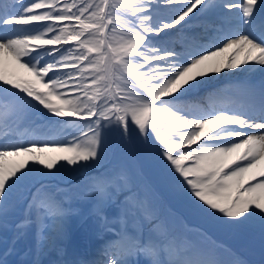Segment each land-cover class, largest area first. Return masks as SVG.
<instances>
[{"label": "snow or ice", "instance_id": "obj_1", "mask_svg": "<svg viewBox=\"0 0 264 264\" xmlns=\"http://www.w3.org/2000/svg\"><path fill=\"white\" fill-rule=\"evenodd\" d=\"M125 3L131 13L123 17L125 39L112 49L119 66L104 52L106 39L87 40L86 31L69 32L71 21L76 20L71 5L64 2L61 6V0L0 3V85L7 86L3 91L16 90L9 94L19 104L37 111L39 105L48 116L58 118L49 123L78 128L85 138L83 142L70 138L0 144V208L6 209L18 193L27 209L58 214L46 181L65 164L75 169L98 163L103 130L115 127L124 143L131 144L135 133L142 144L154 149L165 178L201 214L229 227H257L264 237V82L258 95L249 93V101L237 108H214L201 114L179 103L205 77L218 78L238 68L264 74V0ZM65 8L70 14L60 15ZM98 9L99 5H91L89 18L81 16L78 26L99 28L107 37L111 29L105 21L110 17L107 9ZM157 11L166 15L157 18ZM211 11L219 21L218 26L210 25L215 35L209 34L192 49L178 46L177 40L194 38V25ZM37 23L41 27H30ZM78 44L95 53L96 59L86 56ZM93 68L96 76L84 74ZM92 80L97 82L90 93ZM105 81L127 93L132 102L105 97L88 103L86 97L105 92ZM75 120L88 123L77 125ZM151 244L136 241L133 247L143 251ZM170 244L158 246L167 250ZM108 264L122 262L109 259ZM155 264L217 262L158 260Z\"/></svg>", "mask_w": 264, "mask_h": 264}, {"label": "rangeland", "instance_id": "obj_2", "mask_svg": "<svg viewBox=\"0 0 264 264\" xmlns=\"http://www.w3.org/2000/svg\"><path fill=\"white\" fill-rule=\"evenodd\" d=\"M64 2L72 6L76 15V20L71 21L73 26L69 29V32L71 34H83L86 31L87 36L85 39L87 40L99 41L106 39L107 43L104 45V52L109 56V59L115 66H119V59L113 55L112 49L118 47L125 39L123 17L125 14L131 15V13H128L125 0H110V2L109 0H75L74 3L73 0H61V6ZM57 3H60V0H57ZM94 4L99 5L98 12L101 9L102 11L107 9V14L110 18L105 21V27L111 29L108 31L107 37L101 34L99 28L88 27L87 29H84L78 26L81 23L80 17H89L87 10ZM77 5L79 6L78 8L76 7ZM152 6L156 7L155 4ZM69 14L68 8L63 9L60 13V15L65 16ZM155 15L157 17L158 14L155 13ZM91 23L95 24L96 21L92 20ZM39 26L41 27V24L30 27L38 28ZM187 40H189V38H187ZM194 44L197 43L194 42ZM77 47H79L81 51H84L86 56H91L93 60L96 59V54L89 52L83 47V45L78 44ZM191 48L193 47H189L188 49ZM84 74L87 76H96V70L93 68L91 71H87ZM96 82V80L90 81L91 87L88 88L90 93L95 91ZM105 83L108 85L105 92L99 97H86L85 99L88 103H95L97 98L104 99L105 97L107 99L122 97L118 100L119 103L132 102L131 99L128 98L127 93L118 89L109 81H105ZM6 87L7 86L0 85V98L3 96L2 100L8 99L10 101L8 108L14 110L18 116L25 118L30 116L33 122V120L37 118V110L18 104L19 102H16L9 94L16 90L9 89V93H5L3 89ZM9 96H11L12 99H10ZM25 99H27V97H25ZM198 101V99L194 102L192 101L187 104V106H185L183 102L181 105L187 110L201 111L203 109L202 105L204 104L198 103ZM33 104H35V102H33ZM36 109L46 113V111L39 105L36 106ZM87 123L88 121L83 125ZM78 132L81 133L79 129ZM103 134V147L105 151L103 152L101 159L107 156V160L103 161L104 163L101 165L91 166L94 167V169L104 168L103 170L87 172L94 169H90L91 167L81 168L79 166L74 169L65 164L63 169L56 172L53 177L46 181L48 188L54 189V196L58 198V200L62 199L63 202L66 203L63 205L61 204V207L63 208H60L58 214L49 215L43 210H40L38 213V210L35 208L27 209L25 204L17 198V193L14 194V200L9 207V210L13 212L7 211L6 218L1 222L2 226L7 227L9 223L17 222L19 219H22L23 224L27 225L30 217L36 215L39 218L38 229L40 230V233H42L39 243L44 245L47 241H57V243H59L58 245H56V243L52 244V247L55 248V250L52 249V252L56 251L57 248H60L59 252L61 253L66 251L69 252L74 247V251L73 253L71 252V254H74L76 252L75 249L80 247L83 249H90V246L92 245L98 247L99 242L105 237L110 236V238L113 239L117 236L119 238L113 246H124L130 250V253L121 260L122 264H155L158 260H164L167 262L196 259H212L215 260L217 264H264V237L261 236L259 229L254 226H246L242 230V238L234 243V246L240 245L238 249L241 251V255L244 254V256L247 257L246 261L243 258L244 256L240 257L239 255H236L234 257L233 253H224V250L220 246H222L223 243L222 231L226 225L209 217H204L203 215H200V217H202L201 221L204 229L207 227L209 229L208 233H211V235H205L200 238L193 237L189 242H184L183 240L185 238L177 237L175 240L178 241L179 239L178 243H172L170 237L164 240L162 239L161 241H156L153 238H150L148 234L155 236V232L151 225H154L156 220L151 223V225H148V222L143 225V222L150 217H152L150 218L151 220L155 219L156 217H153L155 212H160L165 217V223L160 228L162 232H165L168 231L175 220L174 214L170 212L172 208L175 211L179 210L184 212L189 216L190 213L188 210L193 206L189 202L187 196L184 194L183 196L177 194L181 192H179L172 183L165 178L158 164L148 166L147 163L150 159L145 158L144 156H139L136 147L137 143L140 141L135 133L132 135L131 144H126L121 140L120 132L115 127L104 129ZM84 139V136L81 135L77 141L83 142ZM120 142L122 143L121 145H119ZM113 143L114 149L108 151L110 145ZM148 146L152 151L154 150L150 145ZM120 148L121 151L117 153L114 152V150ZM107 152L108 155L106 154ZM151 154L152 152L149 153V156H151ZM60 163L64 164L65 162L61 161ZM136 164H139L141 170L136 168ZM79 174L82 175L78 176ZM75 176L78 177L74 178ZM142 176L147 177V182L150 180L157 182L163 189V195L168 199L162 201L146 182H140L138 184L139 190L135 192L132 191L131 186L136 185ZM135 189H137V187H135ZM117 190L118 192L114 194V202H112L111 196L113 194L111 196L110 194ZM20 191H22V189H20ZM108 200H110L112 204L109 203L105 205V202ZM96 202H100L98 208H95L97 206ZM197 203L199 202L197 201ZM161 204H164L166 210L160 211ZM193 209L195 210V208ZM170 213H172V215ZM14 214L15 217H13ZM8 216L11 218L7 219ZM104 219H106V221L99 226V222ZM137 219V225H141L145 230H143L144 233H142L141 230L139 237L135 238L133 237V234L135 232L134 228L136 227ZM20 221L21 220L18 222ZM78 233H81L82 236H78ZM6 236H8V233L5 231L0 236L1 242H6ZM27 236L29 237L28 232ZM120 237L124 238L120 239ZM209 239L214 240L216 243L214 242L213 246L210 245L205 248V246L208 245L207 240ZM136 241L145 244L151 241L152 244L145 247L143 251H137L136 248L133 247V244ZM166 241H170L171 244L167 250H163L158 245ZM130 244L131 246L129 247ZM27 247H29V245ZM181 247L182 251L180 249ZM52 252H50L49 249L47 251L50 255ZM80 253L81 251H77V254ZM108 256L112 257V259L115 257V255L112 254ZM108 256H106V260H108ZM62 258L63 257L60 253L53 254L50 263H70V260L65 262ZM69 258L70 256L68 259Z\"/></svg>", "mask_w": 264, "mask_h": 264}, {"label": "bare ground", "instance_id": "obj_3", "mask_svg": "<svg viewBox=\"0 0 264 264\" xmlns=\"http://www.w3.org/2000/svg\"><path fill=\"white\" fill-rule=\"evenodd\" d=\"M156 13L158 14L157 18H160V17H163V16L166 15V12H164V11H157ZM208 22H213V24H216L217 26L219 25V21H218L216 15H215L214 11H211L206 17L202 18L199 22H197L196 25H194L193 29L191 30L194 38H198L197 36L202 35V33L204 32L205 28L207 27L206 24ZM224 27L227 28V25H224ZM180 40H182V39H180ZM179 43H184V42L177 40V45H179ZM244 67L251 68V66H244ZM255 67L258 68L259 66H255ZM239 78H243L246 81L247 80H253L256 83L257 87L261 86L262 82H264V74H261L259 71L249 70V71L242 72L238 68L234 72H222V73H220L218 78L214 77L212 79H209V78L205 77L204 78V82L202 84H200L196 89L191 90L184 98H182L181 101H179V103L180 104H182L183 102H185V104L190 103L193 100H196V98L202 97L203 93H205L207 90H210L211 88H214L216 86L222 85L223 83H230L231 81H236ZM9 97H10V99H12L11 96H9ZM67 119H73V118H67ZM4 127H5V125H2V127H0V132L2 131V128H4ZM54 131H55V133H59L55 129H54ZM3 134H4V132L0 134V138L3 137L2 136ZM11 134H13V139L7 138V139H5L3 141H0V144L12 145L13 143L14 144L22 143V140L17 138V134L16 133L11 131ZM44 140H46V139H44ZM9 207H10V205L6 209H9ZM6 209L0 208V216L2 214V211H5ZM20 222H18V223H20ZM21 224H22V222H21ZM20 226L21 225H19V227ZM23 229L25 231H28L29 230V226L26 225V226L23 227ZM1 232H2V230H1ZM19 234H20L21 237H23L22 238L23 241H25L26 243L30 242V238L27 236L26 232H20ZM36 235H37V233H36ZM78 236H82L81 233H78ZM10 239H11V237H10ZM54 243H56V245L59 244V243H57V241L56 242L55 241H47L44 246H41L40 244H38V250L40 251V255L41 256H37L36 257V255L34 254L35 251L33 249H29L26 252H23L25 254L24 258L18 257L19 261H17V264H47L48 261H49L50 254L47 253L46 255H43L41 253V250H42V247L49 248L50 245H52ZM111 243H113V242H111V240H110V241H108L106 243L101 244L98 248H97V246H93L92 245V246H90V249H83L82 247H80L78 249H75V251L76 250L78 252L81 251L80 254H82V255H80V254L75 255V256H77L76 259L80 261V260H82L81 256H84V255H86L88 253H91L93 255V253L95 251V252L100 253L99 260H101L103 262V261L106 260V256L112 254V244ZM51 248L53 250H55L54 247H51ZM73 249H74V247H73ZM73 249L71 251H69V252H66L63 255V257L69 256L71 254V252L73 253V251H74ZM16 250H20L21 251V248L18 246L16 248ZM16 253H17V251H15V254ZM119 253H120V251L112 254V255H115L114 259L118 260ZM8 258H9L8 253H5L4 259L7 261ZM5 263L6 262H3V264H5Z\"/></svg>", "mask_w": 264, "mask_h": 264}, {"label": "trees", "instance_id": "obj_4", "mask_svg": "<svg viewBox=\"0 0 264 264\" xmlns=\"http://www.w3.org/2000/svg\"><path fill=\"white\" fill-rule=\"evenodd\" d=\"M111 148V150H110ZM114 149V143L110 145L109 147V150L108 151H112ZM105 151L104 147H103V152ZM121 151V148L118 149V150H114L115 153ZM136 151L137 153L139 154V156L141 157H145V158H148L150 159L149 162L147 163L148 166H153L156 163V154H155V151L151 150L149 148L148 145H145V144H142L141 142L137 143V147H136ZM152 152L151 156H149V153ZM108 155V152L106 153ZM107 157V156H106ZM105 158H102L103 160L106 159ZM134 159V158H133ZM136 168L138 170H141V168L139 167V164H136L135 165ZM145 176V175H144ZM140 177V179L138 180V182L136 183V185H133L131 186L132 188V191H137L139 190L138 188V184L140 182H146L147 184H149L152 188V190L155 192V194L160 197L162 199V201H165L166 199H168L166 196L163 195V189L161 188V186L153 181V180H150L149 182H147V177ZM135 187H137V189H135ZM179 194L180 196H183L182 193H177ZM194 207H190V209L188 210V212L190 213L189 216L188 214L184 213V212H181L179 210L175 211L173 208L170 210V212L174 213V222L172 223L171 225V229L169 232H162L160 230V228L163 226V224L165 223V217L163 216V214H161L160 212H155L154 216L155 217H158V221H156V224L154 225L153 227V230L155 232V238H162L163 236L164 237H167V236H170V235H175V236H180V237H185V238H188L189 236H201V235H204L200 232L199 229L195 228V224H201L203 225L202 223V217H200V215H203L201 214L197 209H193ZM166 210V207L164 206V204H161L160 205V211H164ZM200 213V214H199ZM204 216V215H203ZM176 217V218H175ZM206 217V216H204ZM189 224H192L193 225V228L195 229H192L191 230V227L188 226ZM245 227H240V228H237V227H229V226H225L224 230L222 231V235H223V238L229 242H231L232 244L235 243L237 240H240L242 238V230L244 229ZM151 236V235H150ZM153 237V236H152ZM208 243H211V245L214 244V240L212 239H209L207 240ZM231 244V245H232ZM233 246V245H232ZM236 247H240V245H236Z\"/></svg>", "mask_w": 264, "mask_h": 264}]
</instances>
